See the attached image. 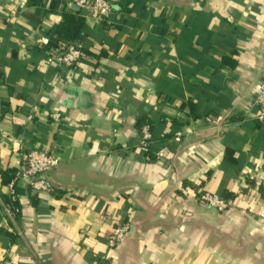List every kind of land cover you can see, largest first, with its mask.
Masks as SVG:
<instances>
[{"label":"crops","instance_id":"0c3cea01","mask_svg":"<svg viewBox=\"0 0 264 264\" xmlns=\"http://www.w3.org/2000/svg\"><path fill=\"white\" fill-rule=\"evenodd\" d=\"M108 1L106 21L82 12L81 35L58 41L84 52L68 69L41 43L65 0H0L1 202L21 153L62 158L52 192L15 184V219L0 203V264H264V0Z\"/></svg>","mask_w":264,"mask_h":264},{"label":"built area","instance_id":"2783aa9c","mask_svg":"<svg viewBox=\"0 0 264 264\" xmlns=\"http://www.w3.org/2000/svg\"><path fill=\"white\" fill-rule=\"evenodd\" d=\"M70 10L85 13L86 18H94L100 21H106L112 11V4L108 0H65ZM15 14V13H14ZM41 43L46 48V63L49 66L57 68H75L85 57L82 47L79 43H67L57 47H49V38L43 39ZM252 106L256 108L253 119L264 126V74L256 89L252 99ZM150 126L141 128L139 151L142 154H148L152 145L153 137L150 132ZM21 165L15 178L9 184V198L11 202H17L15 184L19 180H28L30 188L37 193H50L53 187L49 178L50 172L56 170L62 164V158L57 153L45 149H31L20 155ZM198 202L205 207H210L219 213L230 209L231 204L216 194L200 192ZM3 212L11 220L16 218L11 204L0 200ZM129 224L126 222L117 223L112 233V245H118L127 238L129 234Z\"/></svg>","mask_w":264,"mask_h":264},{"label":"trees","instance_id":"16d2710c","mask_svg":"<svg viewBox=\"0 0 264 264\" xmlns=\"http://www.w3.org/2000/svg\"><path fill=\"white\" fill-rule=\"evenodd\" d=\"M85 18L80 12L70 10L64 15L63 22L53 31L50 45L57 46L58 41H72L81 35ZM58 169V168H57ZM17 169L8 170L2 173L4 185H9L15 178ZM53 172V171H52ZM51 174V172H50ZM49 174V175H50ZM51 180V179H50ZM4 202L11 204L16 214H19L20 208L18 202H11L9 196L1 195ZM18 211V212H17ZM15 214V215H16Z\"/></svg>","mask_w":264,"mask_h":264}]
</instances>
